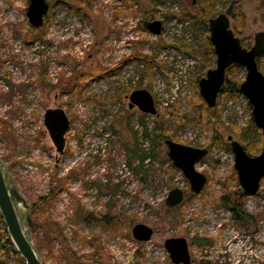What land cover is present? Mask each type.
<instances>
[{
	"label": "rangeland",
	"instance_id": "obj_1",
	"mask_svg": "<svg viewBox=\"0 0 264 264\" xmlns=\"http://www.w3.org/2000/svg\"><path fill=\"white\" fill-rule=\"evenodd\" d=\"M46 1L44 25L35 29L30 0H0V160L8 185L28 205L54 192L50 219L16 206L34 246L41 243L39 258L174 264L165 241L184 238L190 264H264V179L257 194L243 191L229 141L255 157L264 133L243 94L219 95L209 108L199 91L216 67V56L207 67L211 17L200 18L210 0ZM213 1L216 15L231 12L243 46H254L264 32L263 0ZM183 10L190 20H180ZM156 20L160 35L146 27ZM246 74L237 65L228 73L241 83ZM139 90L152 95L155 114L129 107ZM49 109H62L70 122L63 153L43 122ZM168 139L209 150L196 164L208 178L200 194L168 158ZM175 188L185 197L170 208L165 201ZM138 224L154 231L150 241L134 238Z\"/></svg>",
	"mask_w": 264,
	"mask_h": 264
},
{
	"label": "water",
	"instance_id": "obj_2",
	"mask_svg": "<svg viewBox=\"0 0 264 264\" xmlns=\"http://www.w3.org/2000/svg\"><path fill=\"white\" fill-rule=\"evenodd\" d=\"M50 5L46 0H30L27 11L29 22L35 29L44 25L45 15ZM153 35L162 33L163 25L159 20L146 24ZM210 42L216 56V67L207 72L205 78L199 82L200 94L209 108H215L217 100L226 81V71L234 66L246 69V77L240 84L241 93L247 98L252 107L253 122L264 133V73L259 69L258 59L264 56V32L254 37V46L245 48L241 39L231 27V20L227 14H219L209 20ZM132 109L137 106L141 111L155 114L156 108L152 95L139 90L129 97ZM44 125L59 153L65 148V134L69 128V119L62 109H49L44 114ZM232 152L234 153V168L243 191L248 195H255L260 190L264 179V147L258 156H250L245 148L230 137ZM168 158L174 167L180 169L190 184L194 194H200L207 184L205 174L196 170V164L209 153L208 149L194 148L173 140H166ZM184 199L180 188L172 189L166 204L170 208L179 206ZM17 204L30 209L26 199L16 189L10 187L4 165L0 160V214L5 223L8 236L15 251L25 264H45L38 256L32 240L27 235L23 220L18 213ZM134 238L139 242H148L154 231L147 225L138 224L134 227ZM165 249L174 264H190L191 255L189 245L184 238H171L165 241Z\"/></svg>",
	"mask_w": 264,
	"mask_h": 264
},
{
	"label": "trees",
	"instance_id": "obj_3",
	"mask_svg": "<svg viewBox=\"0 0 264 264\" xmlns=\"http://www.w3.org/2000/svg\"><path fill=\"white\" fill-rule=\"evenodd\" d=\"M214 5V1L213 0H210L207 4H204L202 5V10H200V13H201V19L202 20H206V18L208 17H211V18H215L217 15L216 13L213 11L212 9V6ZM263 7H264V0H263ZM228 14L227 15H231V12L228 11L227 12ZM235 16V15H233ZM191 15L186 12L185 10H183V13L182 15L179 16L180 20L182 22L186 21V20H190L191 19ZM264 17V15H263ZM37 31V30H35ZM209 48H210V55H211V61L209 63V65L207 67H211V65H213L215 62H214V59H215V53H214V48L211 44H209ZM213 60V61H212ZM264 62V56L259 58L258 59V65H259V69L261 71H263V64ZM236 65L230 67L227 71H226V81H225V84L223 86V89H222V92H221V96H224L226 94H231V93H234V94H242L241 91H240V84L241 82L240 81H232L231 77H229L228 73L230 71V69H233L235 68ZM264 73V72H263ZM60 84H63L65 87L64 89L66 90H70V83L66 84L64 79L61 78V83ZM48 86L52 87L50 85V83H48ZM217 139L219 141H222L220 137H214L213 138V141H217ZM254 149L252 150H247V153L249 155H252L254 153ZM141 160H144L146 158V155H143L142 157H140ZM53 191L47 196V197H41L38 201H36L32 206H31V209L36 212V216L38 217V219L41 217V218H45V217H48L49 215V219L51 218V215L49 213V201L52 199V196H53ZM224 201L226 202L227 199L224 198ZM41 214V216H39ZM246 218H248L247 216H245ZM44 222V221H43ZM47 222V221H46ZM54 223V222H53ZM52 223V224H53ZM49 226L48 230L50 231L49 233H57V230L56 228H53V226L51 225V223H48L47 224ZM55 227L56 224L54 223ZM59 234H61V232H59ZM65 240V239H64ZM38 247H41V243L40 241H35V249L37 251ZM0 252L1 254H4L5 256L2 258L0 257V264H25V261L23 259H21L20 255L15 251V248H14V245L12 244L9 236H8V233H7V229H6V226H5V223L3 221V218L0 214ZM70 254L71 256L75 259V260H79L80 258L72 251H70ZM13 261V262H12Z\"/></svg>",
	"mask_w": 264,
	"mask_h": 264
},
{
	"label": "flooded vegetation",
	"instance_id": "obj_4",
	"mask_svg": "<svg viewBox=\"0 0 264 264\" xmlns=\"http://www.w3.org/2000/svg\"><path fill=\"white\" fill-rule=\"evenodd\" d=\"M45 81V80H44ZM46 83H47V85H48V82L46 81ZM185 197V196H184ZM183 201H184V199H183ZM182 204V203H181Z\"/></svg>",
	"mask_w": 264,
	"mask_h": 264
},
{
	"label": "bare ground",
	"instance_id": "obj_5",
	"mask_svg": "<svg viewBox=\"0 0 264 264\" xmlns=\"http://www.w3.org/2000/svg\"><path fill=\"white\" fill-rule=\"evenodd\" d=\"M163 25V24H162ZM163 30V29H162Z\"/></svg>",
	"mask_w": 264,
	"mask_h": 264
}]
</instances>
